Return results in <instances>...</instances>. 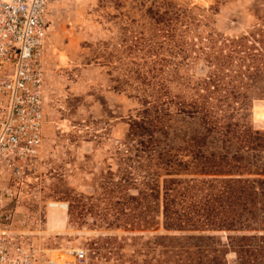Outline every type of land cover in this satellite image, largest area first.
<instances>
[{
    "label": "rangeland",
    "instance_id": "obj_1",
    "mask_svg": "<svg viewBox=\"0 0 264 264\" xmlns=\"http://www.w3.org/2000/svg\"><path fill=\"white\" fill-rule=\"evenodd\" d=\"M166 3L187 13L189 26L181 21L175 33L179 45H189L188 68L182 55L168 59L171 42L148 14ZM48 20L41 154L34 169L7 182L16 192L17 230L40 249L43 263L52 250L82 249L87 264H200L186 240L200 233L166 230L162 192L157 196L147 183L153 177L161 189L169 178L160 163L170 149L190 160L199 125L170 105L166 112L176 116L158 132L157 153L142 154L131 124L152 119L145 102L195 95L211 71L207 56H231V70L242 67L237 80L245 81V48L231 49L228 41H245L261 28L264 0H49ZM174 66L177 72L169 73ZM252 104L247 121L264 131V100ZM215 145L222 141L209 135L207 150ZM194 166L179 178L196 179L197 187L212 178ZM208 234L221 242L227 236ZM226 260L239 263L233 252Z\"/></svg>",
    "mask_w": 264,
    "mask_h": 264
},
{
    "label": "trees",
    "instance_id": "obj_2",
    "mask_svg": "<svg viewBox=\"0 0 264 264\" xmlns=\"http://www.w3.org/2000/svg\"><path fill=\"white\" fill-rule=\"evenodd\" d=\"M147 11L158 33L171 42L168 59L182 55L183 65L188 68L189 50L186 47L189 45H179L175 33L177 23L182 21L183 25L189 26L187 13L168 3L165 7ZM257 28L245 36V41L227 40L234 45L231 49L245 48V81L237 80L242 67L238 66L237 72L231 70V56H216L214 60L207 56L211 71L198 84L200 88L195 95L179 97V101L174 96L167 103L160 104L145 102L152 105L151 110L145 108V113H152V119L146 117L131 124L140 140L142 154L148 151L157 153L158 132L167 128L176 116L166 112L170 105L177 108L175 114H185L199 125L201 131L192 138L195 147L190 152V160H186L188 156L185 154L181 157L171 153L170 149L162 154L164 162L160 163L169 178L163 180L161 189L159 181L153 177L148 178L150 182L147 183L157 196L162 192L161 213L166 230L200 233L186 238L193 242L200 264H227L229 252L236 254L237 264H264V243L261 241H264V235L258 234L264 232V131L254 129L247 121L252 102L264 100V24ZM155 37L153 35V39ZM165 60L158 59L161 63ZM202 68L205 69L204 65ZM177 70L174 66L168 71L175 74ZM158 72L153 73L158 75ZM219 91L223 96L216 97L215 93ZM209 135H216L222 141V145H215L213 151L207 150ZM190 164L198 169L197 174L212 178L199 180L198 187L196 179L179 178L188 174ZM208 232H226V240L221 242L218 236Z\"/></svg>",
    "mask_w": 264,
    "mask_h": 264
},
{
    "label": "built area",
    "instance_id": "obj_3",
    "mask_svg": "<svg viewBox=\"0 0 264 264\" xmlns=\"http://www.w3.org/2000/svg\"><path fill=\"white\" fill-rule=\"evenodd\" d=\"M48 12L49 0H0V264H87L82 249L52 250L41 262L17 230L16 192L7 184L34 169L43 146Z\"/></svg>",
    "mask_w": 264,
    "mask_h": 264
}]
</instances>
